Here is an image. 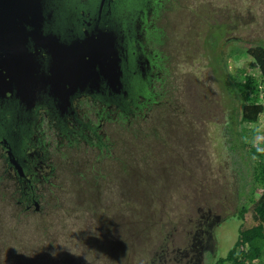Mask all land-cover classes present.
I'll return each mask as SVG.
<instances>
[{"label": "rangeland", "instance_id": "obj_1", "mask_svg": "<svg viewBox=\"0 0 264 264\" xmlns=\"http://www.w3.org/2000/svg\"><path fill=\"white\" fill-rule=\"evenodd\" d=\"M157 3L148 16L159 34L151 97L81 112L84 122L101 121L89 141L79 133L68 144L48 130L31 136L48 144L54 188L40 191L41 218L17 217L0 200V264H157L159 249L188 247L194 224L193 264H211L226 256L241 222L259 229L238 213L264 188V123L240 125L243 98L228 90L227 78L257 76L244 51L251 41L264 48V0ZM79 151L84 167L75 174L88 176L84 182L63 168Z\"/></svg>", "mask_w": 264, "mask_h": 264}, {"label": "flooded vegetation", "instance_id": "obj_2", "mask_svg": "<svg viewBox=\"0 0 264 264\" xmlns=\"http://www.w3.org/2000/svg\"><path fill=\"white\" fill-rule=\"evenodd\" d=\"M40 1L41 35L53 37L62 45H68L77 39L82 40L88 37L87 33L95 34L108 22H116L117 19L120 21L123 25L125 51L123 87L118 92L106 85H101L98 90L86 89L77 92L69 98L67 107H62L57 98L53 101L49 93L40 91L34 94L36 101L32 107L20 105L16 101H0V200L3 199L10 212L17 217L31 214L41 218L44 207L40 204V191L51 194L50 189L53 191L54 188L49 180L54 176V168L46 159L48 154L43 152V148L48 144L44 146L42 134H39V139L32 140L31 136L35 132L48 130L55 134L57 139L68 138V144L72 140L79 141L80 139L73 138L79 133L87 141L91 139L90 135L98 138L95 131L100 127V119L95 120V126L89 119L84 122L83 118L79 117L80 113L90 109L103 110L112 105L118 110L127 107L143 89L149 88L151 78L155 77L153 72L158 66L154 61L152 46L159 34L151 27L150 17L148 18L154 15L151 5L153 0H107L105 3H102V0ZM157 5L158 11L159 3ZM37 36L38 34H28L23 45H11L28 50L46 72L50 56L45 52L46 46L35 41ZM32 141H37L39 145L31 144ZM7 147L11 149V157L7 154ZM72 154H76L72 159L73 166L63 165L65 172H69L71 178L77 182L88 180L85 179L88 176L80 180L75 174L80 166L84 167L81 164V152ZM12 159L14 162H11ZM95 171L97 170L92 163L89 169L92 178L100 176ZM8 198L11 199L9 203ZM22 249L28 251L29 247L26 245Z\"/></svg>", "mask_w": 264, "mask_h": 264}, {"label": "water", "instance_id": "obj_3", "mask_svg": "<svg viewBox=\"0 0 264 264\" xmlns=\"http://www.w3.org/2000/svg\"><path fill=\"white\" fill-rule=\"evenodd\" d=\"M41 6L40 0H0V101L32 107L34 94L40 91L67 107L71 96L86 89L106 85L121 91L125 51L120 21L108 22L97 33L62 45L53 37L41 35ZM28 34H38L35 41L46 46L50 56L46 72L28 50L11 45H23ZM7 154L12 156L10 147Z\"/></svg>", "mask_w": 264, "mask_h": 264}, {"label": "trees", "instance_id": "obj_4", "mask_svg": "<svg viewBox=\"0 0 264 264\" xmlns=\"http://www.w3.org/2000/svg\"><path fill=\"white\" fill-rule=\"evenodd\" d=\"M151 5L155 15L158 12L156 0H153ZM237 41L240 42V40ZM258 43L262 42L251 41L250 44L252 45L247 47L244 51L253 60L257 68V76L246 74L240 79H236L230 74L228 78L226 76L228 81L232 83H228V90L234 93L235 96L240 95L243 98L240 113L237 117L238 122L243 126H254L259 124V120L264 114V96L261 98L262 93L264 94V48L256 46ZM244 44L246 45L247 42L244 41ZM261 85L263 86L262 89L259 88ZM139 95H145L146 99L151 97L150 91L147 88L143 89ZM253 151L255 155L258 149L253 148ZM259 181L264 183V157L259 170ZM123 206L127 207L126 205ZM245 214H249L254 223H259V229L247 228L241 222L238 227L237 240L231 249L227 252L225 257H219L213 260L211 264H258L264 249V188L261 189L257 198L247 207L240 209L238 218L242 221ZM110 223L112 224L114 222L111 221ZM124 224L125 222L123 225ZM194 225V233H191L193 235H191L189 239L190 243L188 247L176 250L171 249L170 251H168L166 247L159 249L155 254L159 256L158 259L156 258V261H158L157 264H161V262L165 261L166 257L167 260L173 261V264H193L195 262L197 258L196 252L199 250V242L197 243L196 240H193L196 231H198L196 230V224Z\"/></svg>", "mask_w": 264, "mask_h": 264}, {"label": "built area", "instance_id": "obj_5", "mask_svg": "<svg viewBox=\"0 0 264 264\" xmlns=\"http://www.w3.org/2000/svg\"><path fill=\"white\" fill-rule=\"evenodd\" d=\"M262 86V85H261ZM261 86H259V88H263V86L261 87ZM262 96H264V94L262 93V95H261V98H262ZM263 123H264V114L262 115V117L260 118V120H259V124H257L259 127H262L263 126ZM255 126V125H254Z\"/></svg>", "mask_w": 264, "mask_h": 264}, {"label": "crops", "instance_id": "obj_6", "mask_svg": "<svg viewBox=\"0 0 264 264\" xmlns=\"http://www.w3.org/2000/svg\"><path fill=\"white\" fill-rule=\"evenodd\" d=\"M258 264H264V249L262 251V256H261V259L260 261L258 262Z\"/></svg>", "mask_w": 264, "mask_h": 264}]
</instances>
